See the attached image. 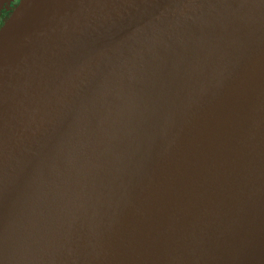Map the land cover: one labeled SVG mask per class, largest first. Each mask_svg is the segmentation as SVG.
Instances as JSON below:
<instances>
[{
    "label": "water",
    "instance_id": "obj_1",
    "mask_svg": "<svg viewBox=\"0 0 264 264\" xmlns=\"http://www.w3.org/2000/svg\"><path fill=\"white\" fill-rule=\"evenodd\" d=\"M0 264H264V0H20Z\"/></svg>",
    "mask_w": 264,
    "mask_h": 264
},
{
    "label": "flooded vegetation",
    "instance_id": "obj_2",
    "mask_svg": "<svg viewBox=\"0 0 264 264\" xmlns=\"http://www.w3.org/2000/svg\"><path fill=\"white\" fill-rule=\"evenodd\" d=\"M20 0H6L0 8V26Z\"/></svg>",
    "mask_w": 264,
    "mask_h": 264
}]
</instances>
